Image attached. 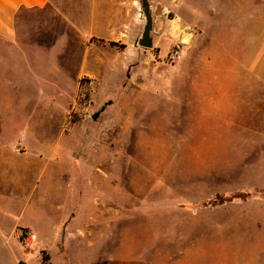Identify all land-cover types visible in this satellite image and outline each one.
<instances>
[{"label":"rangeland","instance_id":"obj_1","mask_svg":"<svg viewBox=\"0 0 264 264\" xmlns=\"http://www.w3.org/2000/svg\"><path fill=\"white\" fill-rule=\"evenodd\" d=\"M178 1L148 0L151 48L137 44L140 0L126 27L107 30L84 5L74 22L65 4L21 10L0 36V264H264L249 124L202 109L234 91L218 59L232 66L236 47L246 59L251 37L233 36L230 0L212 19L211 0Z\"/></svg>","mask_w":264,"mask_h":264},{"label":"crops","instance_id":"obj_2","mask_svg":"<svg viewBox=\"0 0 264 264\" xmlns=\"http://www.w3.org/2000/svg\"><path fill=\"white\" fill-rule=\"evenodd\" d=\"M136 0H0V36L9 37L15 35V20L21 10L38 11L45 8H50L52 15L62 10L64 13L65 4L73 5V14H68V19L76 22L81 13V7L88 6L90 21H102L107 30L111 29L115 24L126 27V18L132 10V3ZM228 0H211L208 5L209 18L212 19L213 12L221 9V6ZM235 8L234 31L233 36L243 35L248 32L251 37L249 55L243 60L237 57L238 50L235 49L234 64L230 66L225 63L222 56L218 59L212 55L207 57V68L214 69L217 59L218 67L234 77V91L220 93L217 98L208 97L204 99L203 110L211 111H234L236 118H243L244 124H249V140L242 144L250 145L252 148L250 153H246L250 157L249 166L260 168L261 163H264V13L263 9L258 6L263 5L264 0H230ZM178 0H170L169 9L178 8ZM249 5V9L246 5ZM51 6L53 8H51ZM258 9L261 13H258ZM71 11V12H72ZM62 14V13H61ZM66 14V13H65ZM64 14V15H65ZM242 14L249 15L250 24L248 30H244L238 26V16ZM210 20V19H209ZM145 24V23H144ZM239 28V31H236ZM217 32V31H216ZM111 33H96V35L105 36ZM221 51V50H220ZM206 52V51H204ZM248 75L243 78L242 75ZM222 114V113H220ZM230 114V113H229ZM227 114V115H229ZM248 118V120L246 119ZM238 122V121H236ZM241 133H246L245 130ZM28 228V227H25ZM16 229V228H15ZM14 229V231H15ZM0 237H4L3 231L0 228ZM63 237V235H62ZM16 239V238H15ZM1 240V238H0ZM7 241V240H6ZM1 245V241H0ZM10 262L6 264H19L18 256L9 258Z\"/></svg>","mask_w":264,"mask_h":264},{"label":"water","instance_id":"obj_3","mask_svg":"<svg viewBox=\"0 0 264 264\" xmlns=\"http://www.w3.org/2000/svg\"><path fill=\"white\" fill-rule=\"evenodd\" d=\"M139 12L141 14V17L144 18L145 24L143 26L141 37L138 39L137 44L143 48H151L152 47V37H151L152 15L148 0H140ZM98 113L99 112L93 113L91 118L95 120L96 117L98 116ZM64 232H65V225L62 228V235L64 234Z\"/></svg>","mask_w":264,"mask_h":264},{"label":"built area","instance_id":"obj_4","mask_svg":"<svg viewBox=\"0 0 264 264\" xmlns=\"http://www.w3.org/2000/svg\"><path fill=\"white\" fill-rule=\"evenodd\" d=\"M181 55H182V51L180 50L179 45L173 46L170 49V51L167 53L168 59L173 62L180 59ZM20 237H21L20 241L22 242V244L25 247H30L32 243V234L29 231L23 229L20 233Z\"/></svg>","mask_w":264,"mask_h":264},{"label":"bare ground","instance_id":"obj_5","mask_svg":"<svg viewBox=\"0 0 264 264\" xmlns=\"http://www.w3.org/2000/svg\"><path fill=\"white\" fill-rule=\"evenodd\" d=\"M185 32V31H184ZM185 41V40H184Z\"/></svg>","mask_w":264,"mask_h":264}]
</instances>
